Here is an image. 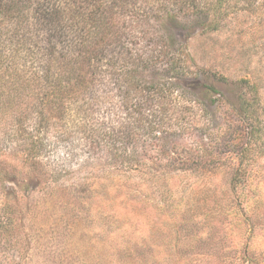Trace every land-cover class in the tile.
Here are the masks:
<instances>
[{"label":"rangeland","instance_id":"rangeland-1","mask_svg":"<svg viewBox=\"0 0 264 264\" xmlns=\"http://www.w3.org/2000/svg\"><path fill=\"white\" fill-rule=\"evenodd\" d=\"M230 14L190 38L191 87L176 80L152 125L137 127L143 84L102 73L94 104L68 103L43 172L22 148L1 157L0 264H264V0Z\"/></svg>","mask_w":264,"mask_h":264},{"label":"trees","instance_id":"trees-1","mask_svg":"<svg viewBox=\"0 0 264 264\" xmlns=\"http://www.w3.org/2000/svg\"><path fill=\"white\" fill-rule=\"evenodd\" d=\"M255 5L256 0H0V176L7 165L1 157H13L19 148L25 153L22 163L43 172L47 139L70 136L60 128L68 103L82 96L94 104L102 73L112 81L118 73L133 91L143 84L140 92L149 99L133 105L137 127L152 125L176 80L191 87L185 79L196 62L190 38L197 31H220L231 20V9ZM146 73L170 78L147 81ZM144 108L154 111L151 119ZM252 115L249 111L245 119L253 129ZM23 132L26 137L14 146L11 141ZM98 134L91 132L89 140L95 143ZM119 135L111 138L128 147L126 136Z\"/></svg>","mask_w":264,"mask_h":264}]
</instances>
